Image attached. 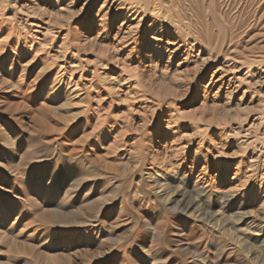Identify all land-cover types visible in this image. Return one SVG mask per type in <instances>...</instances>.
Wrapping results in <instances>:
<instances>
[{
  "label": "rangeland",
  "instance_id": "1",
  "mask_svg": "<svg viewBox=\"0 0 264 264\" xmlns=\"http://www.w3.org/2000/svg\"><path fill=\"white\" fill-rule=\"evenodd\" d=\"M210 1L0 0V264H264V1Z\"/></svg>",
  "mask_w": 264,
  "mask_h": 264
},
{
  "label": "bare ground",
  "instance_id": "2",
  "mask_svg": "<svg viewBox=\"0 0 264 264\" xmlns=\"http://www.w3.org/2000/svg\"><path fill=\"white\" fill-rule=\"evenodd\" d=\"M210 1V0H209ZM221 1V0H220ZM222 1H224V4H225V6L227 7V10H230L231 8H233L234 6H235V0H222ZM249 1L250 0H241V2H240V4H239V6H238V8L237 9H239L240 10V12L239 13H241V12H243L244 10H245V8H246V6H247V4L249 3ZM264 1V0H263ZM258 2V1H257ZM208 7V9L209 10H211L210 9V6H212L213 7V1L211 0L210 1V4L209 5H207ZM259 14V13H258ZM231 37H233V36H231ZM236 38V37H235ZM234 40V39H233Z\"/></svg>",
  "mask_w": 264,
  "mask_h": 264
}]
</instances>
